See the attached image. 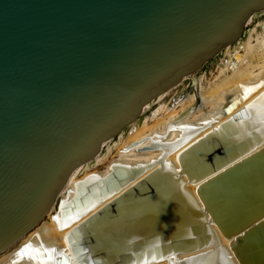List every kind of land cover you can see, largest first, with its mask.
<instances>
[{
  "label": "bare ground",
  "instance_id": "obj_1",
  "mask_svg": "<svg viewBox=\"0 0 264 264\" xmlns=\"http://www.w3.org/2000/svg\"><path fill=\"white\" fill-rule=\"evenodd\" d=\"M252 19L216 56L212 77L194 78L191 92L141 117L193 74L185 75L126 136L104 140L94 161L76 167L0 264H73L74 247L88 250L79 264L86 255L94 264L145 255L148 264H264V19Z\"/></svg>",
  "mask_w": 264,
  "mask_h": 264
},
{
  "label": "water",
  "instance_id": "obj_2",
  "mask_svg": "<svg viewBox=\"0 0 264 264\" xmlns=\"http://www.w3.org/2000/svg\"><path fill=\"white\" fill-rule=\"evenodd\" d=\"M263 12L264 0H0V253L104 140Z\"/></svg>",
  "mask_w": 264,
  "mask_h": 264
},
{
  "label": "rangeland",
  "instance_id": "obj_3",
  "mask_svg": "<svg viewBox=\"0 0 264 264\" xmlns=\"http://www.w3.org/2000/svg\"><path fill=\"white\" fill-rule=\"evenodd\" d=\"M263 19H264V13H261V14L255 16V17H253L251 23H253V24L255 23V25H258ZM245 32H246V30H245ZM223 56H224V54H223ZM218 60H219V57H216V58H214L212 60H209V62H207L202 69H199L198 71L193 73L192 76L187 77L185 80H183V82H181V84H179L174 89H172L170 92H168L167 94H165L164 96L159 98L154 103L153 107L148 109L147 111H145L144 114H142L141 117H144V118L148 119L150 117L151 112L154 109V106H156L157 104L172 105L174 103L173 100L176 97L178 98V95L183 94L185 92H191L192 91V87H193V82L192 81H193L194 78L196 79V77L198 78L201 75H204L206 78L212 77V75L216 72L215 65H216V62ZM134 122H137V121H134ZM130 126H131V124H129L125 129L122 130L123 131L122 132L123 136L127 135V133L129 132V130L131 128ZM117 140H118V136L115 137V138H112V141L109 143V145H111L113 142H115ZM114 154H115V148H112L110 150V154H109L108 158L106 159V161L98 163V166L95 167V168H92L91 170H93V169H102L108 163V161L110 160L111 156L114 155ZM92 161H94V158L92 159ZM33 230H34V228L30 232H32ZM24 237H22L17 243L13 244L8 249H6L2 253H0V258L3 255L9 253V251H11L15 246L17 247V245L24 239Z\"/></svg>",
  "mask_w": 264,
  "mask_h": 264
},
{
  "label": "snow or ice",
  "instance_id": "obj_4",
  "mask_svg": "<svg viewBox=\"0 0 264 264\" xmlns=\"http://www.w3.org/2000/svg\"><path fill=\"white\" fill-rule=\"evenodd\" d=\"M164 210H165L164 209V198H161L160 201L158 202V207L156 208V212H157V214H161V213H163ZM74 218L75 217H73V219ZM66 226H67L66 223H62L61 224V227H66ZM68 242L70 244H72L73 246L76 245L75 241L69 240ZM26 248H31V245L30 244H25L22 247V249L20 250L19 254L23 255L24 254V249H26ZM34 251H38V250L34 249ZM50 251H54V250H50ZM82 252L87 253L88 250L84 249V248H80V247H74V251H73L72 256H71V259L73 260V264H79ZM60 256L67 257L68 253H60ZM33 258H35V257H33ZM155 258L156 257L153 255L152 259H155ZM161 258H163V257H161ZM83 259L85 260L86 264H94V261H93V258H92L91 255H86V256L83 257ZM132 264H148L147 256L145 255L140 261H133Z\"/></svg>",
  "mask_w": 264,
  "mask_h": 264
}]
</instances>
